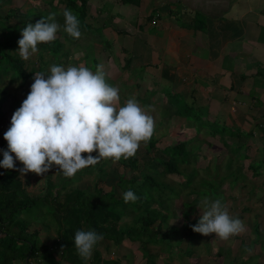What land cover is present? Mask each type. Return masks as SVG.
Here are the masks:
<instances>
[{
	"label": "trees",
	"instance_id": "trees-1",
	"mask_svg": "<svg viewBox=\"0 0 264 264\" xmlns=\"http://www.w3.org/2000/svg\"><path fill=\"white\" fill-rule=\"evenodd\" d=\"M87 2L88 0H59L57 3L70 9L77 16L80 25H83ZM54 3L55 0L49 1V10L46 11L36 9L30 14L20 15L14 10V12L0 17L1 84L5 78L10 77V84L21 80L23 85L25 82L33 80L34 74L37 72L47 75L50 74L49 67L66 65L69 52L64 50V45L66 42L70 44L76 40L65 31L59 33L55 41L38 45L37 62L32 65L30 70L18 52V41L22 38L21 32L27 24L34 25L40 19H44L45 22H53L48 20V17L53 14L54 22L62 23L63 13L59 14ZM71 6L75 7L71 8ZM5 93V90L0 89V117H3L2 105ZM176 113L178 116H187L186 113L180 111ZM219 126V123L210 122L207 136L222 144L228 154H232L229 159V169L223 171L225 173L219 170L218 164L213 168L206 166L203 171L204 175H200L199 170L192 167L197 163L198 156L201 157L202 149L204 147L211 148L212 142L201 139L198 137L199 135H196L198 139L195 135L196 139L194 136L191 138V134L161 150L156 148L157 142L152 137L146 144V151L147 154L154 151V155H147V158L142 160L145 170L139 171V160L136 155L127 160L121 159L118 164L124 172H118V181L110 190L104 187L107 178L105 165L99 167L96 181L91 190L72 187L73 183L79 182L86 174L88 168H85L79 171L74 178H64L58 183H54L50 177L47 178L46 190L39 196H29L24 192L23 183L19 179V170L23 166L17 165L19 161H15L14 170L1 168L0 264H62V262L90 264L78 255L74 246V235L78 230H94L103 235L102 242L100 241L94 248L93 258L95 261L100 258L99 246L103 242H107L119 247L124 255L131 252V248H136L142 257L148 260L149 264H156L155 260L151 262V259L153 257L155 259L159 254L163 255L158 250V254L153 255L154 247L158 246V242H164L166 239L174 241L178 231L183 230L187 231L188 239H192L195 235L192 226L198 223L199 218L191 220L190 216L195 214L201 216L200 211L196 210L201 198L207 196L210 201L215 199L223 201L225 198L236 200L230 192L239 183H245L247 180L243 171L244 166H240L242 157L238 158L242 150H247V146L245 144L235 145L229 139H225L226 136L235 138L239 131L232 132V129L229 128L230 133L227 134V128L223 126L220 129ZM192 129H190V133L193 132ZM1 131L0 128V139H3L1 143L5 147L6 141ZM203 158L206 160L207 157ZM232 158H235L236 163L239 164L235 169H232L235 162ZM249 159L244 155L242 161ZM255 161L257 160L252 159L248 163V169L251 170L253 179L261 180L264 178V159L262 158L263 162L258 163L257 166L254 165ZM183 166L186 168H181ZM126 170L133 172L135 176L127 177ZM168 175L183 177L185 181L173 186L164 181ZM253 188L248 193L249 197L246 195L248 200L251 195H255ZM129 189L137 195L138 199L135 202L125 203L123 194ZM183 193L187 194L183 196ZM223 193L225 194L224 198L222 197ZM190 196L194 198L186 200ZM179 199H182L184 210L181 216L185 220L181 227L169 223L172 218H176V214L172 211V202ZM49 207L52 210H48ZM43 210L47 214L43 225L56 228L57 235L51 244H45L40 240L39 231L30 232L27 222L23 219L24 214H35V217L39 219L38 215H41ZM247 211L244 208L242 212ZM124 218H128V220L121 223ZM163 225L166 227L165 230ZM259 230H261V224L258 221V226L253 231L257 234V239H260ZM108 247L106 246V249ZM168 251L177 255L174 249ZM258 255L262 256L257 253L252 257ZM193 261L196 264L195 259ZM92 263L98 264L94 261ZM108 264L117 263L109 262Z\"/></svg>",
	"mask_w": 264,
	"mask_h": 264
},
{
	"label": "crops",
	"instance_id": "crops-1",
	"mask_svg": "<svg viewBox=\"0 0 264 264\" xmlns=\"http://www.w3.org/2000/svg\"><path fill=\"white\" fill-rule=\"evenodd\" d=\"M15 1L0 0V17L46 11L51 0ZM58 1L60 14L66 8ZM86 7L82 27L95 34L96 54L109 67L116 62L128 80L140 74L132 86L138 102L152 81L154 97L160 89L170 97H160L162 103L182 102L185 112L219 117L239 131L231 143L264 158V0H88ZM170 113L192 126L188 116ZM175 257L168 259L185 258Z\"/></svg>",
	"mask_w": 264,
	"mask_h": 264
},
{
	"label": "clouds",
	"instance_id": "clouds-1",
	"mask_svg": "<svg viewBox=\"0 0 264 264\" xmlns=\"http://www.w3.org/2000/svg\"><path fill=\"white\" fill-rule=\"evenodd\" d=\"M64 31L74 39L82 35L80 22L70 9L63 11ZM38 20L27 24L18 41L19 55L27 61L37 53L39 44L57 39L60 25ZM120 90L106 81L102 65L93 72L87 66L53 65L50 74L37 72L27 98L14 112L11 127L5 132L7 150L3 151L0 168L15 169V161L23 168L20 174L44 176L53 166L66 178L101 160L118 163L136 155L155 133L153 117L135 98L120 103ZM97 153V155H93ZM15 157V160H14ZM137 195L129 189L123 194L125 203L135 202ZM201 217L192 231L203 236L228 241L245 232L244 222L229 213L221 199L202 201ZM103 235L94 230H78L74 246L78 255L90 260Z\"/></svg>",
	"mask_w": 264,
	"mask_h": 264
},
{
	"label": "rangeland",
	"instance_id": "rangeland-1",
	"mask_svg": "<svg viewBox=\"0 0 264 264\" xmlns=\"http://www.w3.org/2000/svg\"><path fill=\"white\" fill-rule=\"evenodd\" d=\"M17 1L18 0H16L15 2L17 3ZM17 4L20 5L21 2ZM18 9L19 12L25 11V5L19 6ZM19 14L22 15V13ZM61 21L62 23L57 22V24L60 25L59 30L57 32V37L59 36V33H61L64 30V18ZM83 29L85 28H83L82 25H80V31H83ZM95 33L99 35V32H95ZM84 35H88L87 36L88 38H83L82 36ZM94 36L95 34L90 31L89 32L83 31L81 37L77 40L76 45L65 43L64 50H67L69 52V57L67 59L66 65L63 66L67 68L69 66H79L83 64L88 68H90L93 72H95L96 67L98 65H102L103 70L105 72L106 81L110 85L117 87L120 90L119 92L120 103L118 107L123 106L128 99L137 98L136 97L137 86L135 85L134 87L132 86L134 82H138L139 80L138 78H140V74L139 73L134 74V77L136 79L133 82L132 80H128L127 78H124V74H125L124 72H122L123 75L122 73L121 75L119 74L120 70L117 67L116 62H114V64L112 63L111 67L107 66L103 61V55L101 53L98 55L96 54V49L94 48V44L91 41ZM89 44L91 45L90 48L87 47ZM110 47L105 48L107 52H110L111 49H115V47L113 46ZM30 61L33 63H31ZM36 62H37V53L33 54L30 57V59L26 61L28 69L30 70L32 65ZM50 68L51 67H49L48 70H50ZM32 83L33 80H30L22 85V81L19 80L13 84H10V77L5 78L3 80V84L0 83V89L5 90L6 92L3 95L4 98L2 105L3 117H0L1 118L0 128L2 130L1 131L2 135H4L5 132L11 127L12 115L16 110L20 108L23 100L27 98ZM149 85H151L152 87L148 88L146 94L140 97L139 99L140 102H138L137 99L136 101L146 111L147 114L153 117L155 121V133L153 135V139L157 142L156 148L160 150L164 149L165 147L185 137L190 136V134H191V138L194 135L195 136L199 135L198 137H200L201 139H206L211 141L212 147L211 148L204 147L202 149L201 157L199 158L198 156L197 163L193 164L192 167H196L199 170L200 175H204L203 171L206 166L213 168V166L218 164L219 170H222V172L229 169L228 168L230 164L229 159H231L232 154H228V152L222 146V144L216 142V140L207 136L208 135L207 130L210 129L208 127L210 122L219 123L220 126L218 128L220 129L223 128L224 125L223 122L221 120H218L220 118L217 117L218 119L216 118L212 119L211 117H207L206 114L203 115L202 113L201 114L198 113L194 109L192 111L185 112L183 111L184 106L182 102L171 101L172 102L171 107H169V105L162 103V100L160 99L161 97V98H165L167 101L170 100V97H168L166 94L167 91L165 89H160L161 95H157L159 97H154V93L156 92V89L153 86V82L152 81L149 82L148 86ZM139 95H141V93ZM177 111L187 114L188 119H190V123H192L193 129L191 128V125L189 123H186L185 120L171 116L170 112H177ZM182 117L185 116L183 115ZM226 124L224 125V127L227 128L226 133L229 134L230 129ZM189 128L192 129L193 132L190 133ZM232 132H236L235 129H232ZM195 136L194 139L197 138V136L196 138ZM228 138L229 137L227 136L225 137V139ZM1 141H3L2 138L0 139V161L3 160V151L7 150V142H5V147H4L2 146L3 144L1 143ZM193 144L198 145L197 143H193ZM240 153H241L240 157H238L239 159L241 157L243 159L244 155L247 156V158H250L247 161L246 160L242 161V159H240L241 160L240 166H244L243 171L247 180L245 183H239L230 192V194L234 198H236V200L225 198V200H223L222 202L226 204L229 213L232 216L238 217L244 222V224L246 225L245 232L238 236L230 238L228 241H222L218 238H215L214 234L209 236H203L198 233H195L192 239H188L186 235L187 233L186 230H183L181 232L178 231V234L175 237L174 241H172L171 239H166L164 242H158V246L154 247L155 250L153 251L154 252L153 255L156 256L158 254V251L163 255L159 254L158 256H156L155 259L153 257L151 259V262L155 260V262H157L158 264H170L171 259L169 261L168 257L171 256L172 259L176 257L175 254L172 253V251L169 252L168 250L174 249L179 257H185V258L184 260L183 259L174 260L173 262H171L173 264H195V262H193L195 258H199V264H264V178L261 180L253 179L251 170L248 169V163H250L252 158L255 157L254 152L248 151V153H246V150L245 151L242 150ZM95 155H97V153H94V156ZM147 155L149 156L154 155V151L147 154L146 145L142 144L136 153V157L139 160L140 172H143L145 170V164L144 162H142V160L144 158H147ZM204 156L207 157L206 160H204L203 158ZM261 157L262 154H258L255 157V159L257 158L256 159L257 161H255L254 165L257 166L258 163L263 162L261 161L262 160ZM232 160H235L234 164L232 165V169H235L239 166V164L236 163L235 158H232ZM20 164L21 163L19 162L17 165ZM102 165H105L107 172V178L105 180L104 187L107 190H110V188L116 185L118 181L119 173L124 172L118 163L114 164L111 162V160H101L99 164L88 167L86 174L82 176L79 182L73 183L72 187H79L83 190H91L93 188L94 182L96 181V177L99 172L98 169ZM181 168H186V167L183 166ZM125 173L127 177H131L133 175L135 176V174H133V172L129 170H126ZM49 177L54 183H58L62 179L66 178L61 173H59V169L57 166H53V168L44 176H37L34 173H27L26 175L23 176L19 174V179L23 183L24 192H26L29 196H39L44 194L46 190L45 183L47 178ZM164 181L173 186H177L180 183L184 182L185 179L180 176L168 175L165 177ZM252 188L253 191L255 190V195H251L250 199L248 200L249 197L248 193ZM186 194L187 193H183V196H185ZM224 195L225 194L223 193L222 197ZM246 195H248V197ZM193 198H194L193 196H190L186 200H192ZM202 199L203 198L199 200L200 202L196 207V210L197 209L199 210V208L202 210V205H201ZM172 203H173L172 211L176 214V218H172L169 223L172 225L176 224L181 227L185 223V220L182 219L181 216V213L184 210L182 205V199L176 200ZM244 208L247 209L248 211L242 212ZM48 210H52V209L49 207ZM199 213L201 214V212ZM38 216H40L38 217L39 219L35 217V214L32 215L24 214L23 219L27 222L30 232L35 230L39 231L40 240L45 244H51L53 242V239L56 238L57 235L55 232L56 228L54 226L53 228H49L43 225L44 221L46 220L45 218L47 216L45 210H43L41 215ZM197 217L200 219L201 216L200 215L196 216V214L191 215L190 219L193 220ZM127 220L128 218H124L121 220V223ZM258 221L261 224V230H259L258 232L260 235V239H257V234L253 232L254 228L258 226ZM163 227L165 230L166 227L164 225ZM106 246L109 247L106 249ZM98 250L100 254L99 260L95 261L93 258V254L91 257L92 262L94 261L97 262L98 264H108L109 262H114L117 264H149L148 260L142 258L141 253L137 251L138 249L136 248H131L130 250L131 253H128L129 255L124 256L123 251L119 247H116V245H113L111 243L103 242L99 246ZM257 253L262 254V256L258 255L252 257V255H256ZM189 257H191L192 261H190V259L189 260L187 259ZM90 260H87L88 261L87 263L94 264L90 262ZM62 264H68V263L62 262Z\"/></svg>",
	"mask_w": 264,
	"mask_h": 264
}]
</instances>
